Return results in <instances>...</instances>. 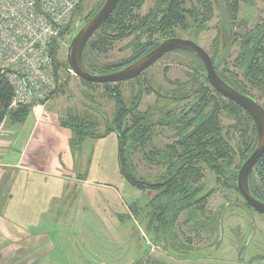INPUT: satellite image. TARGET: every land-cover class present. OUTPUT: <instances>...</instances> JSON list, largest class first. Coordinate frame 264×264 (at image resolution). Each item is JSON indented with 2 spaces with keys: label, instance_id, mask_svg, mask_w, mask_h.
<instances>
[{
  "label": "rangeland",
  "instance_id": "obj_1",
  "mask_svg": "<svg viewBox=\"0 0 264 264\" xmlns=\"http://www.w3.org/2000/svg\"><path fill=\"white\" fill-rule=\"evenodd\" d=\"M102 1L83 0L70 26V33L60 43L57 55L58 91L49 99L45 108L50 112L52 120L58 119L61 124L60 119L68 112L86 113L97 131H103L106 124L113 125L118 115L120 105L115 104L113 97L118 96L123 102L120 127L128 129L122 147L127 153L128 149L137 146L138 149L133 154L136 175H143L156 185L157 182H153L157 178L155 176L163 173L165 167L156 164L154 152L157 150L155 154H158L159 150L167 149L164 156L175 159L171 146L180 151L181 145L177 142H183L193 132L197 117L216 109L220 132L231 149V161L227 169L232 171L240 162L241 123L230 111L232 105L229 99L218 94L194 71L199 65L191 54L184 51L165 53L137 77L109 85H88L73 73L66 60L69 37L77 32V28L85 23V16ZM179 1L181 9L185 10L182 12L184 24L167 29V32L160 29L142 33L139 28L130 32L131 29L127 27L125 34L119 37L110 26L98 28L90 39L105 36L106 43L102 44L100 50L87 47V65L100 70L112 65L127 64L133 61L135 52L143 42L171 35L192 39L209 54L213 53L220 27L215 0ZM227 4L236 6L235 11L231 10L235 21L234 38L229 55L220 65L219 72L223 77L235 76L242 80L261 102L264 99V80L262 84H258L255 79L243 77L237 55L242 37L256 30L260 40L257 56L264 66V0H227ZM154 5L155 0H144L141 7L130 8L125 17V25L138 26ZM240 19H246L248 23L242 25L238 22ZM198 23L202 26L199 24L198 27ZM195 81L201 88L199 93L193 95ZM187 89L192 90L189 92L190 96L185 100L175 101L173 97L180 96V92ZM46 112L41 110L40 113ZM244 120L247 121L248 137L251 139L252 123L245 114ZM145 131H150L149 138L141 136ZM53 143L54 139L51 140V145ZM91 143V140L85 141L84 153ZM45 150L42 148L40 154ZM204 157L205 155L193 158L190 164L195 173L188 179V183L193 188L201 189L197 192L198 202L179 213L174 227L166 235L144 231L148 218L141 216L139 240L144 254L149 251V256L142 260L158 259L164 264H264V214L245 207L246 202L234 188L230 173L214 172ZM108 158L110 160V155ZM84 163L83 159L79 160L81 167ZM132 168L130 166L128 170ZM126 185L128 189L135 191L141 205L157 194V188L151 186L145 199L144 192ZM151 241L153 244L149 247ZM8 258H3V262L10 263Z\"/></svg>",
  "mask_w": 264,
  "mask_h": 264
},
{
  "label": "crops",
  "instance_id": "obj_2",
  "mask_svg": "<svg viewBox=\"0 0 264 264\" xmlns=\"http://www.w3.org/2000/svg\"><path fill=\"white\" fill-rule=\"evenodd\" d=\"M49 101L0 123V264H132L148 253L132 212L147 191L121 175L114 132L72 147Z\"/></svg>",
  "mask_w": 264,
  "mask_h": 264
},
{
  "label": "trees",
  "instance_id": "obj_3",
  "mask_svg": "<svg viewBox=\"0 0 264 264\" xmlns=\"http://www.w3.org/2000/svg\"><path fill=\"white\" fill-rule=\"evenodd\" d=\"M76 6L74 10V16L76 12H79L81 3ZM104 1V0H103ZM102 1V3H103ZM102 3H100L93 11L89 12L85 16V22L101 7ZM144 3V0H118L117 4L113 10V12L109 15V17L99 26H110L113 31H115L119 37L125 34L127 31V27L130 28V32H135L136 28L142 30L141 32L144 33L145 31H152L155 32L157 30H163L167 32V29H172L177 25L184 24V16L182 12H184L180 7L179 0H155L154 7L150 10V12L145 16L138 26H128L125 25V17L130 12V8H137L141 7ZM216 4V3H215ZM224 4L226 10L229 14V17L232 21V27H234V19L231 16L232 11H235L236 6H230L227 4V0H224ZM232 10V11H231ZM160 16V18H159ZM193 17V16H192ZM159 18V20H158ZM202 26L201 23H198V27ZM142 27V28H141ZM79 29V28H77ZM70 26L66 27L59 36L58 40L52 42L50 47V52L53 57L54 67H55V76L58 82V49L61 45V41L65 35L70 33ZM141 34V33H140ZM73 34L69 37V41L72 38ZM92 37V36H91ZM90 37V38H91ZM167 37H177L175 35L166 36L158 40H154L152 42H143L140 44V47L137 49L138 51L135 52L133 56V61L137 58L141 57L148 51H150L153 47H155L161 40ZM234 38V32H233ZM232 38V42H233ZM107 37L100 36L96 40L89 39L86 43L83 51V63L85 68L92 73H107L117 69H120L127 64L122 65H112L100 70H95L94 68H90L86 62V49L87 47L91 50H100ZM224 42L222 39V32L221 28L219 27V37L216 43V47L213 50V53L210 54L213 63L217 60L219 55L224 49L223 46ZM102 45V46H101ZM259 45L260 40L257 37V31L253 30L245 37H242L240 52L237 55L238 66L242 69L243 77H249L250 79H255L258 84H262L264 80V66H262V62H260L257 53L259 52ZM232 47V45H231ZM230 47V49H231ZM186 52V51H184ZM194 56L197 61L199 67L194 68V71L201 77L206 83L207 81L203 78L202 72H204L203 65L200 59ZM229 55V52L227 56ZM226 56V58H227ZM225 58V59H226ZM223 60V62L225 61ZM222 62V63H223ZM221 63V65H222ZM220 67V66H219ZM219 67L217 68L218 74L221 76L219 72ZM227 83L231 86L236 88L238 91L249 95L250 97L256 99L261 105L264 107V99L260 102L257 97H255L250 89L244 84V82L238 78L231 77H223L221 76ZM84 81V80H82ZM88 85H92L94 83L84 81ZM208 84V83H207ZM104 85H109V83H104ZM195 89H193L194 94L196 95L199 93L201 86H198V83L195 81L193 85ZM259 87V86H258ZM214 89V88H213ZM215 90V89H214ZM58 91V85L56 86L53 94L50 98ZM192 90H185L180 92V96L173 97L175 101H182L185 100L190 96L189 92ZM216 91V90H215ZM217 92V91H216ZM220 94L219 92H217ZM221 95V94H220ZM116 103L120 105L118 115H116V119H114L113 125L108 126L106 124L103 131H97V128L89 118L86 113H74L68 112L65 117H62L61 126L68 128L71 133L72 137L70 139V144L72 147H77L82 144V142L86 138H99L106 135L109 132H114L117 136L118 140V153H117V160L119 171L121 175L126 179V181L132 185L137 187L142 191L149 190V187L157 188V194L154 195L153 199H148L146 204L143 208H138V206L132 207V212L134 216H136L141 221V216L147 217V222H145L144 231L146 232H154L157 235H166L171 227L176 222V219L180 212L194 206L198 202L197 192L201 189L193 188L188 183V179L194 175V171L191 168V160L193 158L201 157L205 155L204 159L209 161V165L212 167L214 172L218 174H223L226 171L230 173L233 177V184L234 188L238 191L236 185L237 173L240 165L242 162L248 157V155L253 151L257 143V134L253 124V121L249 114L242 109L240 106L235 104L233 101L229 100L232 107L230 111L235 115V117L241 123V140L239 144V153H240V162L232 171H228L229 163H230V153L231 149L228 145V142L223 138L220 132V126L217 122V114L216 109H211V111L207 113H201L196 119V127L194 128L193 132H191L187 138L181 142H177L181 145V150L177 151L173 146L172 152H174L173 156H164L166 155L167 149L159 150L154 156L157 159L156 164L165 167L163 173L155 176L156 180L150 182L145 176L143 175H136V167L133 162V154L137 148L133 147L132 149H128L127 153L123 149L122 145L124 143V139L127 136L128 129H121L120 123L122 120L121 110L123 107V102L119 99L118 96H113ZM49 98V99H50ZM264 98V93H263ZM12 100V87L8 82L7 78L1 73L0 71V123L7 119L12 123H21L24 122L28 114L31 112L32 107L28 105H17L15 107L11 106ZM116 106V105H114ZM121 114V115H120ZM244 114L246 115L247 119L252 123V137L251 139L248 137V129H247V121L244 120ZM150 131L148 133L145 131L142 137H148ZM181 134V131H180ZM149 138V137H148ZM141 142V141H140ZM162 154V155H161ZM157 155V156H156ZM160 155V156H159ZM154 159V158H153ZM133 167V174L132 169L128 170V167ZM249 188L252 194L259 200L264 202V153L258 159L256 164L251 170L248 179ZM155 185V186H154ZM239 192V191H238ZM142 209V210H141ZM174 227V226H173ZM172 227V228H173ZM145 232V233H146ZM153 241V239H152ZM149 242V247L153 244ZM149 253V251H148ZM146 254L144 257H148L149 254ZM144 257L137 259L132 264H164L162 261L158 259H150L146 258V260H142Z\"/></svg>",
  "mask_w": 264,
  "mask_h": 264
},
{
  "label": "built area",
  "instance_id": "obj_4",
  "mask_svg": "<svg viewBox=\"0 0 264 264\" xmlns=\"http://www.w3.org/2000/svg\"><path fill=\"white\" fill-rule=\"evenodd\" d=\"M81 0H0V71L11 106L43 105L57 80L50 47L71 26Z\"/></svg>",
  "mask_w": 264,
  "mask_h": 264
},
{
  "label": "water",
  "instance_id": "obj_5",
  "mask_svg": "<svg viewBox=\"0 0 264 264\" xmlns=\"http://www.w3.org/2000/svg\"><path fill=\"white\" fill-rule=\"evenodd\" d=\"M117 1L104 0L101 7L72 36L67 45L66 52V60L70 69L80 79L87 82L113 83L137 77L165 53L171 51H186L196 55L203 65L204 72H202V76L207 83L222 96L244 109L253 121L257 134V143L253 151L240 165L236 185L239 193L246 202L245 207L252 208L256 212L264 214V202L252 194L248 183L252 168L264 153V107L256 99L231 86L217 72V68L221 65L230 50L233 38L232 21L226 10L224 0H215L220 19L224 49L214 63L210 54L194 40L182 37H167L161 40L150 51L120 69L107 73L89 72L83 63L84 47L93 33L113 12ZM238 22L242 25L248 23L246 19H240Z\"/></svg>",
  "mask_w": 264,
  "mask_h": 264
}]
</instances>
